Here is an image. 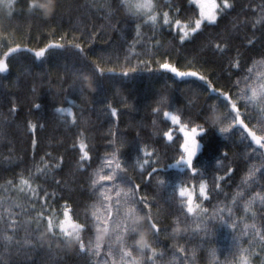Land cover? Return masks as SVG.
I'll return each instance as SVG.
<instances>
[{"label":"trees","instance_id":"obj_1","mask_svg":"<svg viewBox=\"0 0 264 264\" xmlns=\"http://www.w3.org/2000/svg\"><path fill=\"white\" fill-rule=\"evenodd\" d=\"M10 2L11 0H0V31L7 37L32 48L42 47L50 41H60L61 36H65L66 40L75 38V43H79L82 48L90 49L88 55L91 59L97 60L101 67L114 68L116 71L99 77L97 90L92 97L84 100L78 92L69 90L70 80L65 82V69L70 70L76 60L74 50L53 54L43 60L35 59L33 53L22 54L25 59L29 58L28 61L21 59L19 54L9 57L12 63L9 74H0V215L8 218L11 213V219L31 221L29 227L35 228L37 212L31 207L34 202L36 209L42 211L45 217L50 214V210L54 213L52 217L54 225L57 219L63 220L64 200L59 199L58 196L55 200L50 198L45 203L43 193L40 192L39 198L32 201L28 198L30 195L28 188L20 184L21 174L24 179L29 178V173L39 176L37 169H44L46 166L55 164L60 155L65 157V167L62 174L56 173V178L62 179L63 186L74 193L69 204L81 214L85 210H90L92 201L88 198L90 190L86 187L89 183L88 175L77 167L80 133L84 134L85 142L93 155V168H98L105 153H111L114 150L108 145L110 132L116 131L118 135L127 132L129 142L122 152V160L133 162L139 155L143 157L139 140L146 145V151L151 152L155 147L162 156L159 166L162 167L160 174L165 178V187L163 190H156L146 185L150 191L141 193L148 195L149 200L155 198L159 207L153 204V213L157 219L169 225L168 231L161 233L159 243L153 244L157 253H164L163 256L155 257L157 264H212L216 259L210 255V250L213 248L217 250L221 261L231 259L238 243L234 236L239 237L243 248H249L248 241L253 235V230L247 229V236L241 233L245 230V223L251 225L255 222L258 228L264 227L261 225L259 215L260 203L257 201L252 207V210L258 214L254 221L252 212H245L244 201L240 200L237 193L243 192L245 199L253 195V190L245 182L246 177L253 167L264 165V157L254 155L247 158L245 145L249 141L241 140L235 129L229 134H224L218 127L210 126L200 137L201 151L193 163L201 174L192 177L189 169L181 170L172 167L175 163L170 161L169 157L173 155V152L164 147L168 144L166 139L162 143H156V141L159 142V134L163 131H172L174 138L182 139L183 137L162 112L156 115L152 112L153 107L159 106L155 104V101L159 98L164 86L171 87L168 89L170 107H165L163 111L179 115L181 122L189 124V128L195 126L189 123L186 114L185 105L188 106V112L193 110V104H190L189 100L197 106L203 103L217 104L220 111L224 112L226 109L223 106V97L217 100L216 93H211L209 96L208 92H205L207 85L193 78L181 79L170 72H149L143 69L123 76L121 70L136 66L138 59H152L156 52L167 49L172 54V63L177 64L178 57L177 66L181 70H196L202 74H208L214 70L213 75L210 76L214 86L227 91L228 89L224 87L225 83L234 78L227 76L228 61L234 62V50L239 48L245 53L239 72L244 75V69L253 67L255 64L252 80L249 83L252 86H258L261 82L257 78L258 74L264 72V64L260 63L264 60V56L261 55L264 53V11L261 10L264 8V0H235V8L221 13L216 25L202 27L200 32L193 34L183 44L178 40L179 29L173 27L172 32H168L167 28L161 31L162 18H158L153 25L130 18L113 8V14L105 19V12L101 8L105 0H60L59 13L56 17L47 20L27 12L29 0H16L12 16L6 18L4 14L9 11ZM108 2L118 4L119 0H108ZM154 2L159 5L158 11H169L168 5L178 4L182 14L179 18L184 24L188 25L199 18L197 7L189 3V0H154ZM174 17L175 12L172 11L169 18ZM257 21L259 23L253 28L252 25ZM137 24L140 25L139 37L136 32ZM113 25H115L114 28ZM89 34H92L91 39ZM251 37H258V39L253 46H248L246 40ZM157 41L160 42V48L153 47ZM224 41L228 42L230 51L215 53L214 45L220 43L223 47ZM155 58L160 59L158 55ZM165 59L169 58L165 57ZM32 60L35 61L34 64ZM236 71L232 69L233 73ZM34 73L43 75L37 77ZM5 75L7 79L4 78ZM240 87L244 88L245 84L242 82ZM118 88L123 89L128 103L133 105L132 109L123 107L121 97L116 94ZM31 89H35V92ZM4 98L18 100V103L23 105L19 117L9 111L11 105L7 104ZM233 98L237 99L235 95ZM33 101L39 103L41 107L39 110L33 108L30 113L28 108ZM73 103L78 107H73ZM105 103H110L117 109L119 119L110 116V109L101 110V105ZM242 104L243 101H240L238 107L243 113ZM57 108H64L65 111L58 112ZM68 109L71 110L72 115L66 112ZM73 119L76 121L75 125L72 123ZM229 121L230 118L224 119L225 126ZM27 122L38 125L35 133L37 147L34 156L30 147L32 134L28 130ZM246 123H248L247 120ZM41 124L43 127H39ZM250 126L255 127V120ZM132 128L137 131L142 129L140 137L136 136ZM74 143L77 145L76 148H73ZM253 146L256 147V145ZM172 147L174 149L175 145ZM225 151L228 152L227 157H224ZM46 153H51L52 158L49 159ZM41 157H44L43 161ZM144 158L147 159V157ZM164 165L168 166L163 167ZM229 166L235 168L231 178L222 181L216 179L225 175ZM48 174H52L50 167ZM130 174L137 173L130 169ZM214 179L220 184L219 188L213 187ZM9 180L13 183L9 184ZM202 182H206L207 195L211 198L200 200L202 204L198 202L197 213L187 214L185 218L179 212L183 209L186 213V207L180 203L182 200L185 203V200L179 196L178 189L180 186L198 188ZM37 185L47 188L49 192L60 193V189L52 183L50 178L45 179L41 176L40 179L31 183L33 189L37 188ZM22 188L23 192L20 191ZM255 190L260 191L259 188ZM233 198L236 199L235 204ZM42 204L43 208H41ZM202 209H208L209 214L213 210L223 209L225 219L229 222L231 219L236 220V232L227 223L217 222L214 225L215 236L208 244L202 243L201 238L204 234V226L201 223L204 215ZM229 209L233 212L231 217ZM177 215L182 226L188 228V233L178 239H171L170 233L172 227H175L174 221ZM75 218L73 214V219ZM41 228L47 237V228L43 221ZM54 230L57 233L54 246L59 245L63 248L60 233L57 229ZM4 233L16 239L25 235L23 231L16 233L10 231L7 224L0 222V234ZM258 245L259 237L257 236L253 244L255 252H260ZM180 247L185 249L184 253L175 251ZM104 251L106 250L101 252V260L105 259ZM9 252L12 255H9ZM14 253V246L11 249L6 248L0 241V260L10 261V264H20L23 257H18ZM29 253L31 264H89L93 259L77 254L75 251L52 255L45 250L29 249ZM252 259L253 264H264V253Z\"/></svg>","mask_w":264,"mask_h":264},{"label":"snow or ice","instance_id":"obj_2","mask_svg":"<svg viewBox=\"0 0 264 264\" xmlns=\"http://www.w3.org/2000/svg\"><path fill=\"white\" fill-rule=\"evenodd\" d=\"M16 0H11L8 4L9 11L4 14L6 18L12 16V11ZM189 3H194L199 6V18L195 19L192 26L184 24L179 18L181 9L176 5H168L169 11H158L159 5L154 0H119L118 4L110 3L105 0V3L101 5V8L105 12V19L113 14L112 9L123 12L130 18L142 21L144 23L156 24L158 18H162L163 23L160 25L161 31L167 28L168 32H172L173 27L179 29L177 35L181 44L188 41L193 34H196L202 30V26L216 25L221 17V13H226L228 10L235 8V0H189ZM61 8L60 0H56L53 4L52 0H47V7L41 8L37 0H29L27 4V12L32 15L39 16L43 19H51L57 16ZM264 11V8H261ZM175 12V17L170 19L171 12ZM255 22L252 27L255 28ZM115 25H113V28ZM140 25H136L137 37L140 35ZM92 38V34H89V39ZM75 39V38H74ZM73 40H66L65 36H61L60 41H50L45 43L42 47L32 48L15 40H8L7 37H0V42L4 43L6 50L0 49V74H9V70L12 67V63L9 57L19 54L21 59L28 61L22 54L33 53L35 59L43 60L53 54L67 53L69 50H74L76 60L73 67L65 69L66 80L68 88L71 91L78 92L80 97L84 100L92 97L94 92H90L85 86L82 79L84 73H91L95 78L96 90L98 87L97 80L99 77H104L109 73H114V68H104L100 66L97 60H93L89 57L88 51L90 49L82 48L79 43H75ZM258 37L247 38L246 44L253 46ZM138 42V41H136ZM154 48H160V42L157 41ZM215 53H224L230 51L227 41L223 42V47L220 43L214 45ZM234 62L228 61L229 73L227 76L234 77L230 79V82H226L224 87L227 91L222 90L214 86L210 76L213 75L214 70L208 74H202L196 70H181L177 64L179 63L178 57L176 58L177 64L171 62V52L167 49L156 52L152 59H138L136 66L126 67L121 70V75L127 76L137 70L143 69L145 71H166L174 74L176 77L185 79L193 78L195 80L203 81L207 85L209 96L211 93H216V99L219 100L223 97V106L226 111L222 112L225 118H230L229 123L225 126L224 121L218 125L219 131L224 134H229L233 129L236 130L238 137L241 140L249 141L245 145V156L251 158L252 156L264 157V72L258 74V80L261 81L258 86H252L249 81L252 80L253 67H246L244 69L245 74L241 75L239 70L242 68V58L245 53L240 51L239 48L235 50ZM139 55V54H138ZM158 55L160 59H156ZM264 56V53L261 54ZM168 57L169 59H165ZM33 64L34 60L31 61ZM127 62V61H126ZM264 64V60L260 61ZM191 67V65H189ZM232 69L237 70L235 73ZM207 71V70H206ZM35 76H42V73H34ZM7 79V75L4 76ZM245 84L244 88H241V83ZM31 88V84L29 85ZM170 85L164 86L159 98L155 101L158 107H153L152 112L154 115L162 112L163 116L170 117L172 124L179 126V132L183 134L182 139L180 137L173 136L172 131H163L160 133V140L156 143H162L163 140H167L168 144L164 145L166 149L173 152V155L169 157L170 161H174L175 165H184L190 170L192 177L200 175V170L193 166L194 158L200 150L199 136L206 132L207 128L213 126L210 119V113L213 112L218 106L212 103H203L199 106L195 105L192 100H189L190 104H193V110L188 112V106L185 105L186 114L189 118L190 124H195L189 130V124L181 122L179 115H174L169 111H163L165 107H170V95L168 89ZM35 92V89H31ZM250 93V94H249ZM116 94L121 97L123 107L132 109L133 105L128 103L127 97L123 94V89L118 88ZM233 95L237 99L233 98ZM5 102L11 105L9 111L16 114L19 117L20 112L23 109V105L18 103V100L11 98H4ZM243 101L242 107L244 112L242 113L238 104ZM67 102V98H65ZM41 105L34 101L30 103L28 111L31 113L32 109L39 110ZM73 107H78L73 103ZM110 109V116L118 117L117 109L112 107L110 103L101 105V110ZM58 112L65 111L64 108H57ZM246 120L248 123H246ZM255 120V127L250 126L251 122ZM76 124L75 119L72 122ZM155 123V121H153ZM29 132L32 134L30 137V147L32 149L33 156L37 147V139L35 133L37 132L38 125L36 123L27 122ZM43 127V125H39ZM137 137H140L142 129L137 131L132 128ZM81 139L79 142V152L77 167L78 170L88 175L89 183L86 187L90 190L89 200L92 201L90 210H85L81 214L76 208H73L69 204V200L73 198L74 193L63 186L62 179L56 178V173H63L65 167V157L60 155L57 157V162L51 166H46L44 169H37L40 173L39 176H34L29 173V178L24 179L21 174L20 184L28 188L30 194L28 198L35 201L39 198V193H43V199L45 203L51 198L55 200L58 196L59 199L64 200L62 205L63 220L57 219L56 224L53 223V215L50 214L45 217L43 212L37 210L35 203L31 204L32 210L37 212L35 217V228H30L31 221H19L11 219V213L9 217L5 218L0 215V222H3L9 226V230L16 233L23 231L25 235L22 238L16 239L14 236L7 235L6 233L0 234V241L3 242L6 248H15V255L23 257L20 264H31L29 249L32 251L45 250L52 255L59 252L75 251L77 254L92 257L89 264H157L155 257L157 255L163 256L164 253H157L153 244L159 243L162 232H167L169 225L164 224L161 220L157 219L152 211L153 204L158 202L153 198L149 200L148 195L141 194L142 192L150 191L151 189L163 190L166 185L165 178L160 174L162 167L161 153L154 147L151 152L146 151V145L143 141H140L141 153L133 161L128 162L122 160V152L129 142L127 132L117 134L116 131L110 132L108 139L109 147L114 150L111 153H105L101 159L98 168H93L94 158L91 154L89 145L85 142L84 134L80 133ZM173 145L175 148L173 149ZM253 145H256L254 147ZM77 145L74 143L73 148ZM167 153H165L166 155ZM46 156L51 159L52 154L46 153ZM228 156V152H224V157ZM144 157H147L145 159ZM155 157V159H152ZM44 157H41L43 161ZM141 160L143 162L141 163ZM151 160V164H149ZM148 165V167H145ZM168 165H164L166 167ZM49 167L51 169V175H49ZM91 169V171H89ZM136 172V175L130 174ZM235 171V168L229 166L225 175L219 176L218 180H225L231 178V174ZM43 176L45 179L50 178L52 183L60 189L58 194L56 191L49 192L47 188H42L37 185V188L33 189L31 183L34 180L40 179ZM139 180V182H137ZM246 184L253 190V195L245 199L243 192L237 193L240 200L244 201L245 212H252L253 220L257 217V212L252 210L253 205L257 201L260 203L261 225H264V165L260 167H253L248 172L246 177ZM9 184L13 181L9 180ZM207 187L206 182L200 183V194L204 198L210 199L211 197L205 193ZM213 187L219 188L220 184L214 179ZM259 188L260 191L255 189ZM23 192V188L20 189ZM179 196L186 199V204L182 200L180 203L183 207H186V213L183 209H180L185 218L187 214L196 213L199 205L193 204V191L186 187H179ZM28 195V194H26ZM74 202V201H73ZM233 203H236V199L233 198ZM44 205H41L43 208ZM204 213L201 223L203 224V237L201 242L208 244L215 236V223H227L229 227L236 232L237 222L235 219H225L223 215V209L213 210L210 214L208 209H202ZM75 214V220L73 219ZM233 215L232 209H229V216ZM46 224L48 236L46 237L41 228V222ZM175 227H172L170 237L171 239H178L181 236H185L188 233V228L182 226L177 215V219L174 221ZM14 226V227H13ZM199 227V225H197ZM253 230V235L249 239V248H243L239 242V237L234 236V239L238 241L236 245V252L231 259H225L221 261L217 255L216 249L210 250V255L216 257L212 264H253V257L259 256L264 253V227L257 226V223L253 222L251 225L245 223L244 231L242 235L247 236V229ZM57 229L60 233V239L63 243V248L59 245L54 246V241L57 239ZM147 229V232H145ZM259 237L260 252L253 250V244L255 237ZM131 241V243H129ZM104 251L105 259L101 260V252ZM180 253H184L185 249L180 247L176 249ZM134 252L136 253L134 255ZM151 253V255H148ZM9 255H12L9 252ZM118 257V259H117ZM0 264H10V261L0 260Z\"/></svg>","mask_w":264,"mask_h":264},{"label":"clouds","instance_id":"obj_3","mask_svg":"<svg viewBox=\"0 0 264 264\" xmlns=\"http://www.w3.org/2000/svg\"><path fill=\"white\" fill-rule=\"evenodd\" d=\"M37 2L40 4L41 8L47 7V0H37ZM56 0H52L53 4V11H54V4ZM82 79L84 81V86L90 91L95 92L96 86H95V78L91 73H84L82 75ZM210 119L213 123V126L218 127L222 121H224V117L222 115V112L217 107L213 112L210 113ZM219 128V127H218ZM145 232H147V229H145Z\"/></svg>","mask_w":264,"mask_h":264},{"label":"rangeland","instance_id":"obj_4","mask_svg":"<svg viewBox=\"0 0 264 264\" xmlns=\"http://www.w3.org/2000/svg\"><path fill=\"white\" fill-rule=\"evenodd\" d=\"M193 4H194V3H193ZM194 5L197 7V10H198V12H199V6L196 5V4H194ZM192 24H193V23H190V24H188V25H189V26H192ZM202 27H203V26H202ZM0 37H7V36H6V34H4L3 32L0 31ZM7 38H8V40H12L10 37H7ZM0 49L6 50V48H5L3 42H0ZM66 112H67L69 115H72V113H70V112H71L70 109H68ZM168 118L170 119V117H168ZM170 120H171V119H170ZM173 125H174V124H173ZM174 126L176 127L175 130H176L178 133H180V132H179V126H178V125H174ZM189 130H190V128H189ZM180 134L183 136L182 133H180ZM202 134H203V133H202ZM202 134H201V135H202ZM201 135L199 136V140H200ZM200 145H201V142H200ZM200 151H201V146H200V150L198 151L196 157L199 155ZM196 157L194 158V160L196 159ZM193 163H194V161H193ZM172 167H173V168H177V169H181V170L186 169V167H185L184 165H180V166H178V165L173 164ZM206 185H207V184H206ZM180 187H181V186H180ZM183 187H184V186H183ZM186 188H188L189 190H192L193 193H194V195H193V204H194V205H197L198 202H200V203L202 204V202H201L200 200H205V198H204L203 195L200 194V186H199L198 188H194V187H186ZM205 193L207 194V187L205 188ZM184 200H185V203H186V199H185V198H184ZM197 210H199V208H198ZM196 213H197V212H196ZM192 214H195V213H192ZM63 219H64V218H63Z\"/></svg>","mask_w":264,"mask_h":264}]
</instances>
